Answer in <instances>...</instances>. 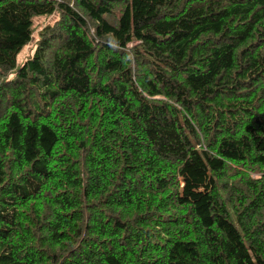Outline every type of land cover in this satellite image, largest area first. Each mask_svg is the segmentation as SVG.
Returning a JSON list of instances; mask_svg holds the SVG:
<instances>
[{
    "label": "trees",
    "instance_id": "trees-1",
    "mask_svg": "<svg viewBox=\"0 0 264 264\" xmlns=\"http://www.w3.org/2000/svg\"><path fill=\"white\" fill-rule=\"evenodd\" d=\"M0 264H264V0H0Z\"/></svg>",
    "mask_w": 264,
    "mask_h": 264
},
{
    "label": "rangeland",
    "instance_id": "rangeland-1",
    "mask_svg": "<svg viewBox=\"0 0 264 264\" xmlns=\"http://www.w3.org/2000/svg\"><path fill=\"white\" fill-rule=\"evenodd\" d=\"M54 21V18H49V19H38L34 22V26H35V33H37L40 28L44 25V24H52ZM28 54V48L21 53V55L18 56V61L21 59H24Z\"/></svg>",
    "mask_w": 264,
    "mask_h": 264
}]
</instances>
